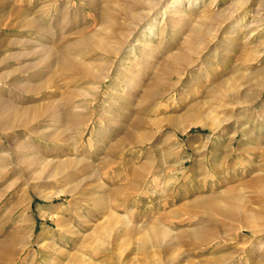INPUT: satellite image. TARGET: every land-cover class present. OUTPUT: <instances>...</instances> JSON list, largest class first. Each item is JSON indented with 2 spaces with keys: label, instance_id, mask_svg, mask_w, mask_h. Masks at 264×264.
<instances>
[{
  "label": "rangeland",
  "instance_id": "obj_1",
  "mask_svg": "<svg viewBox=\"0 0 264 264\" xmlns=\"http://www.w3.org/2000/svg\"><path fill=\"white\" fill-rule=\"evenodd\" d=\"M150 9L153 19L138 27ZM149 22L140 65L123 51L113 62L116 45L129 47ZM167 27L184 32L181 45L138 91L159 53L151 33ZM193 31L208 45L173 70L165 63L197 40ZM92 34L110 53L76 57L101 79L58 71L48 82L38 73L42 45L72 53ZM178 73L190 85L165 95L172 87L162 76ZM161 83L151 105L142 100ZM77 91L85 94L66 96ZM0 101V251L21 236L0 264H264V193L253 184L264 166L255 162L264 153V0H0ZM7 106L36 116L15 122ZM34 156L51 164L28 163ZM57 163L67 166L52 172ZM198 200L229 206L232 217L189 214ZM200 223L213 235L198 245L189 237Z\"/></svg>",
  "mask_w": 264,
  "mask_h": 264
},
{
  "label": "bare ground",
  "instance_id": "obj_2",
  "mask_svg": "<svg viewBox=\"0 0 264 264\" xmlns=\"http://www.w3.org/2000/svg\"><path fill=\"white\" fill-rule=\"evenodd\" d=\"M155 1V0H154ZM158 3L161 2L162 0H157ZM136 2V1H135ZM137 3V2H136ZM157 3V2H156ZM152 4V3H151ZM165 4V3H164ZM172 4V3H171ZM178 4V3H177ZM154 5V4H153ZM157 5V4H156ZM170 5V3H169ZM173 8V7H171ZM169 7V9H171ZM152 9V7H151ZM149 10L146 14H144V19L140 20L139 23L137 24V26H143V24L146 23V21H148L149 19H151V12L152 10ZM165 9V8H164ZM168 9V8H167ZM181 10V9H180ZM170 11V10H169ZM153 15V14H152ZM219 15V14H218ZM225 15V14H224ZM230 15V16H229ZM226 15L227 18H230L229 19V22L234 20V18L236 19V15ZM222 17V15H220ZM102 17V16H101ZM216 17H218L216 15ZM224 18V17H223ZM102 21L105 23V22H109L111 23L112 21L110 19H106V17H102ZM153 19V18H152ZM187 20V19H185ZM214 20V19H213ZM223 20V19H222ZM237 20V19H236ZM102 22V23H103ZM211 23V22H210ZM221 23V22H220ZM226 23V22H225ZM152 23L149 22L147 23L141 30H139V36L137 37V39L129 46L127 47V49H125V51L123 52H126V54L128 55H131L135 53V51H137L138 49H142V48H148V44L145 43V38H147V34L149 32V29H150V25ZM234 24V22L232 23ZM221 25V24H220ZM216 26V25H215ZM222 27V26H221ZM219 28V27H218ZM209 30V29H208ZM212 31V30H211ZM209 32V31H208ZM193 35H192V38L193 36L197 37V40L195 41H191V42H188L185 46V49L180 52V53H176L174 54V56L170 57L168 59V61L165 63L167 64L170 68H173V70L177 69V70H180L181 67L183 68L184 66H187L192 60H193V57L195 55H197V52H198V47L203 44V46L205 45H208V42L206 43L204 41V37H205V34L202 33L201 31H193ZM211 33V32H210ZM152 36H155L153 34V32L151 33ZM151 36V37H152ZM211 37V36H210ZM206 39V38H205ZM210 39V38H209ZM215 39V38H214ZM148 40V39H146ZM212 41V40H211ZM76 43V42H75ZM206 43V44H205ZM210 43V42H209ZM108 40H104L103 37H101L100 35H96V34H92V35H89L88 37H83V39H81L80 41H77V44L75 45L78 50H74L73 48V52L72 53H68L64 50H56V49H51V48H48L46 49L45 46H41L39 51L37 52V55L39 56V70H38V73H42V74H45L46 77H45V81H50L52 76H54L56 74V72H63L64 74H70V75H75V74H81L83 77L85 78H95V79H101L100 76H98V74L95 72L96 70H94V67L96 66H93V63L92 62H87V61H82L80 60L79 58L76 57V55L78 53H86V52H90V51H96V50H102L104 53L106 52H109V49H108ZM205 44V45H204ZM213 44V43H212ZM76 49V48H75ZM115 50H113V52L115 51L117 54L119 51L122 50V45L121 44H117L116 47L114 48ZM200 49V48H199ZM202 49V48H201ZM200 49V50H201ZM182 50V49H181ZM180 50V51H181ZM78 51V52H76ZM101 51V52H102ZM151 51V50H150ZM202 50L199 52L201 53ZM110 53V52H109ZM116 55V54H115ZM129 59V58H128ZM149 59V58H147ZM127 61V60H126ZM164 63V62H162ZM123 66V64H122ZM161 67V66H160ZM163 67V66H162ZM161 69V68H160ZM167 70V68H166ZM170 71L171 72H173ZM107 72V71H106ZM105 73V72H104ZM122 73V72H121ZM49 74V76L47 77V75ZM103 74V73H102ZM41 75V74H40ZM77 76V75H76ZM106 76H107V73H106ZM106 76L102 77V79H106ZM77 78V77H76ZM40 84V83H39ZM45 85V84H44ZM47 85V84H46ZM41 86V84H40ZM156 87L153 89H150L146 92H144L143 96H142V100L144 101H152V98H158L162 93H160V90H161V86L163 87H167L168 85H164L161 83V85H155ZM221 86V84L219 85ZM160 88V90H158ZM170 88V87H169ZM215 88V87H214ZM29 92V91H28ZM78 93H74V95H70L67 93V97L70 98L69 96H71V98L74 96V97H78V96H82L85 94V92H80V91H77ZM87 94V93H86ZM209 95V94H208ZM214 97V95H213ZM216 97V96H215ZM67 98V99H68ZM73 99V98H72ZM230 102L232 101L233 102V96H230ZM214 103V102H213ZM234 103V102H233ZM6 104V103H5ZM4 102H1L0 101V105H5ZM5 107V106H4ZM2 108V107H1ZM0 108V109H1ZM79 108V107H78ZM18 109V108H17ZM19 110V109H18ZM57 111V110H56ZM55 111V112H56ZM77 111V110H76ZM74 111L76 113L75 116H77L76 118L79 120V117H78V114L77 112ZM80 111V110H79ZM7 116H10V118L15 121V122H19V123H22L24 121V123H30L32 121V119H34V115L36 116V112L33 113V110L29 109L28 111H26L24 114H21L19 111H17L15 108H10L7 106V109H5V111ZM67 112V111H66ZM39 113V112H38ZM57 113V112H56ZM2 114V113H0ZM3 114V115H4ZM69 113H67V116H68ZM80 114V113H79ZM23 115L24 116V119H22L20 121V116ZM72 116V113L70 114ZM69 115V116H70ZM199 115V114H198ZM66 116V117H67ZM1 117H5V116H1ZM58 117V116H56ZM62 117V116H61ZM65 117V121H66V118ZM73 118V117H72ZM74 121L73 123H76V125L79 124V121ZM19 120V121H18ZM69 120H71L69 118ZM197 120V119H195ZM72 121V120H71ZM139 121V120H138ZM68 125L71 124L69 122H67ZM72 123V124H73ZM141 123V122H139ZM71 124V125H72ZM193 124H196V122ZM129 135V134H128ZM126 136V135H125ZM26 150V149H25ZM28 150V149H27ZM258 150V149H257ZM29 151V150H28ZM263 151V150H262ZM260 152H256L255 153V162L257 163H261L264 161V156L262 153V155L260 156L259 155ZM30 159V158H29ZM28 159V160H29ZM32 162H31V161ZM28 163H35L36 165H38L40 168H43V169H46V167H48L50 164H51V160H43L39 157H31ZM264 163V162H263ZM31 164V165H32ZM29 165V164H27ZM67 165H65V163H57V165L54 166L53 168V171L52 172H58L60 170H63L65 169ZM255 166V165H254ZM258 166V169L256 168V171H258V174L257 176L255 177L254 181H253V184L257 186L258 190L260 193H264V168H261L262 166L261 165H257ZM264 167V166H263ZM60 194V193H59ZM203 210L202 214L203 216H206V217H209V215L211 213H218L221 217H224V218H231L232 217V210L230 209L229 206H222L220 205L217 201L215 200H198V201H195L194 203V206L191 208V209H187V212L189 214H193V213H196V212H199L197 210ZM179 212V211H178ZM188 214V215H189ZM206 227V226H205ZM204 227V223H200L196 226L195 228V231L193 232L192 236L189 237V239L191 240V242H193L194 244H198V245H201L203 244L205 241L209 240V239H212V235H213V231L211 229H207ZM153 228V227H152ZM153 233L157 232L156 231V228H153ZM162 229V227H161ZM245 229L247 230H250V227L247 225L245 227ZM170 232V231H169ZM250 233L251 235H255V232L250 230ZM167 234L168 235V232H164V235ZM184 235V233H183ZM186 236V235H184ZM13 237V236H12ZM6 242V241H5ZM16 243L18 242H21V236L20 235H17V236H14L13 238H11L7 244H3L2 245V248L3 250L0 251V258H3V259H7L9 257V255H11V247ZM157 242V241H156ZM3 243V242H2ZM21 244V243H20ZM1 245V243H0ZM263 245V244H262ZM261 245V246H262ZM16 246V245H15ZM174 246V245H173ZM196 246V245H195ZM169 247V245H168ZM15 248V247H13ZM162 249V248H161ZM164 249V248H163ZM173 249V248H172ZM15 250V249H14ZM171 248H166L164 250L165 254H169ZM221 259V258H220ZM222 260V259H221ZM225 263H227V260L226 261H223ZM222 262V263H223Z\"/></svg>",
  "mask_w": 264,
  "mask_h": 264
},
{
  "label": "crops",
  "instance_id": "obj_3",
  "mask_svg": "<svg viewBox=\"0 0 264 264\" xmlns=\"http://www.w3.org/2000/svg\"><path fill=\"white\" fill-rule=\"evenodd\" d=\"M159 18V16H157V19ZM166 19L167 18H163V20H161V21H159V23H161V22H163V24H165V22H166ZM159 20V19H158ZM159 23L157 24L158 26H159ZM171 29L170 28H166L165 29V32L163 33V35H159L158 34V32H155V36L153 37V38H151V42L153 43V45H155L156 46V49H157V52H159L158 53V55H154V60H153V63L151 64V66L147 69V70H145V72H144V75H143V77H142V79H141V81L139 82V86H138V88H137V90L139 91L140 89H141V84H142V82H143V79L145 78V77H147V72H150V71H152V68L155 66L156 67V74H154L153 76H151V77H149L148 79H149V83L143 88V90L150 84L151 85V81H152V78L153 77H157V75L159 74V72H158V69H159V66H160V62L161 61H163L164 60V57L166 56V55H169V54H172V53H175L179 48V46L181 45V44H179V41H180V39H179V37L181 36V35H183L184 34V32L182 31V30H179V31H177V34H175V33H172L171 31H170ZM158 34V35H157ZM171 38V39H169V38ZM133 37H130L129 39L131 40ZM128 42H129V40H127V41H125V43L123 44L124 45V48L121 50V53L119 54V55H117L115 58H114V61L113 62H115V63H117V60H119L121 57H122V51H124L125 50V48L127 47V45H128ZM178 48V49H177ZM211 56L210 57H208V58H206L205 60H206V63L208 62V61H210L211 60V58L212 57H214V55H216V51L218 50V49H215V47H211ZM218 52V51H217ZM134 55L136 56H134V59H135V61H137V58H138V54H137V52H135L134 53ZM197 61H200V60H197ZM196 61V62H197ZM195 62V63H196ZM137 63H138V61H137ZM194 63V64H195ZM139 64V63H138ZM140 65V64H139ZM191 68H193V66L191 67ZM195 68H202V67H199V66H197V67H195ZM183 69V68H182ZM181 69V70H182ZM185 69V68H184ZM183 69V70H184ZM190 68H188L187 70H189ZM167 76V77H166ZM163 77V79L164 80H166L167 82V84L168 85H170V87H172V89H170V90H166L165 91V95H169V93L170 92H175V89H181V91H182V88L183 87H186V86H188V85H190V83L186 80V81H184V79L182 80V78H185L184 77V73L183 74H181V73H178V74H166V75H164V76H162ZM188 78V80L190 79L189 78V76L187 77ZM209 79H210V81L212 82V81H217L218 80V78H216V77H214V76H212V74H211V77H208ZM206 79V78H205ZM207 80V79H206ZM182 81H184L183 83H182ZM162 88H164L163 86H161V89ZM199 88V87H198ZM136 90V91H137ZM143 90H141V94H142V91ZM135 91V92H136ZM161 91V90H160ZM134 92V93H135ZM195 92H197V91H195ZM134 93L131 95V96H128L127 97V95L126 96H123V97H125L124 98V100H123V102L122 101H120L119 103H118V106H120V107H122L123 109L124 108H127V107H125V105H124V102L126 103L127 101L128 102H131V99L132 98H134V97H132L133 95H134ZM140 94V95H141ZM162 95V94H161ZM130 97H131V99H130ZM140 97V96H139ZM118 100H120V98L118 99ZM152 100H153V98H152ZM151 102H153V101H149L148 102V104H152ZM135 103V102H134ZM127 105H130L129 103L127 104ZM131 106H133L134 107V105H131ZM119 112H120V110H119ZM119 114V113H118Z\"/></svg>",
  "mask_w": 264,
  "mask_h": 264
}]
</instances>
